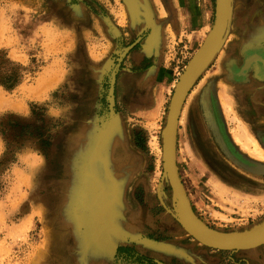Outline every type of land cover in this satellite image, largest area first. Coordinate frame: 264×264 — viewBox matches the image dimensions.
<instances>
[{"label": "rangeland", "instance_id": "obj_1", "mask_svg": "<svg viewBox=\"0 0 264 264\" xmlns=\"http://www.w3.org/2000/svg\"><path fill=\"white\" fill-rule=\"evenodd\" d=\"M139 1L0 0V264H264V241L230 249L194 237L163 164L171 97L216 0L204 2V36L164 29L161 61L135 57L146 14L165 19L171 7ZM183 4L189 15L193 2ZM230 8L175 140L194 214L222 232L264 221V0ZM156 65L166 79L163 69L144 76ZM91 164L111 183L94 232L75 215L79 172Z\"/></svg>", "mask_w": 264, "mask_h": 264}, {"label": "water", "instance_id": "obj_2", "mask_svg": "<svg viewBox=\"0 0 264 264\" xmlns=\"http://www.w3.org/2000/svg\"><path fill=\"white\" fill-rule=\"evenodd\" d=\"M230 0H216L213 25L203 43L188 61L180 74L173 91L164 128V169L169 184L179 205L187 229L198 240L230 249L253 246L264 241V221L253 228L238 232H222L204 224L193 212L178 175L175 159L177 122L184 99L191 86L210 62L220 44L228 22Z\"/></svg>", "mask_w": 264, "mask_h": 264}, {"label": "crops", "instance_id": "obj_3", "mask_svg": "<svg viewBox=\"0 0 264 264\" xmlns=\"http://www.w3.org/2000/svg\"><path fill=\"white\" fill-rule=\"evenodd\" d=\"M196 1H197L196 7H194L193 5ZM200 1L201 0H191L193 4L189 9V15L183 13L182 10L184 7L183 0H164V2L168 3L171 7V13H168L169 15L165 19L158 18L156 13L152 11L150 12V15L146 14L145 19L147 25L149 26L148 29L149 32L146 38L140 43V50L138 51L135 57L136 60L140 61L145 58L154 59L155 57H160L159 58L160 61L164 59L165 56V54L163 55L164 45L166 44V40H167L166 38L167 33L164 29L168 27L173 29L175 35L182 34L183 31H186L185 34H187V36H191V34L195 32L202 33V35L204 36L206 31L208 30L207 29L208 20H209V15L211 14L212 7L210 8V10L207 8H206L207 10H205L204 2L206 0H202L203 5L200 3ZM145 2L146 0L139 1L138 4L141 5L142 7H145L146 6ZM230 14H231V8H230ZM230 14H229V18H230ZM159 59H156V63H158ZM152 68L154 69L152 70L150 68L149 70L146 71L144 75L145 77H156L155 69L158 70V72L163 69V71L166 73L164 79L167 78L168 70L166 69V67L161 68L160 66L156 65V66H152ZM143 81H144V77H141L136 79L135 83L137 85H140L143 83Z\"/></svg>", "mask_w": 264, "mask_h": 264}, {"label": "bare ground", "instance_id": "obj_4", "mask_svg": "<svg viewBox=\"0 0 264 264\" xmlns=\"http://www.w3.org/2000/svg\"><path fill=\"white\" fill-rule=\"evenodd\" d=\"M230 6H231V0H230ZM229 14H230V11H229ZM229 14H228V19H229ZM226 29H225V32H226ZM90 142H91V138L89 139L87 137L86 140L79 141V143L77 144V148L80 151H87ZM163 164H164V153H163ZM96 169L97 168L94 164L86 166V169H83V171L79 172V181H78L79 183L75 187V198H76L75 204L77 205L76 207L77 212L75 215H76V218L79 219V221L86 222L85 225L90 230V232H94L97 224L100 222L98 207H102L104 211L105 209H108V206H105V204H102L101 201H104V196L102 195L104 193H108L111 189V183L109 182V179H107V177H105L101 171L97 170L95 172ZM246 247H250V245L245 246L244 248Z\"/></svg>", "mask_w": 264, "mask_h": 264}, {"label": "trees", "instance_id": "obj_5", "mask_svg": "<svg viewBox=\"0 0 264 264\" xmlns=\"http://www.w3.org/2000/svg\"><path fill=\"white\" fill-rule=\"evenodd\" d=\"M6 79H7V80L11 79V76H9V77L6 76ZM11 80H12V79H11ZM141 258H143V257H141Z\"/></svg>", "mask_w": 264, "mask_h": 264}]
</instances>
